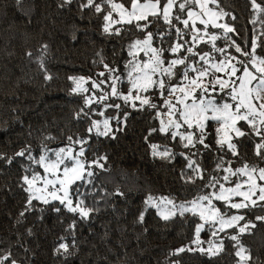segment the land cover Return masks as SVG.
I'll list each match as a JSON object with an SVG mask.
<instances>
[{"label": "trees", "instance_id": "16d2710c", "mask_svg": "<svg viewBox=\"0 0 264 264\" xmlns=\"http://www.w3.org/2000/svg\"><path fill=\"white\" fill-rule=\"evenodd\" d=\"M62 2L24 0L21 8L15 0H0V153L12 157L15 152L30 145L32 155L39 157L45 149L51 154L62 147H80L70 143L69 136L73 140H88L84 144L86 151L83 159L90 162L106 155L107 162L101 163H104L107 171L95 168L94 173L98 175L94 177V184L77 181L71 190L76 201L74 190L79 186L82 194L80 198L84 199L85 206L96 207L99 211L81 220L58 201L48 205L33 201L37 210L20 218L19 213L29 195L24 191L27 185L21 179L23 175H31L25 172V168L31 166L39 173L43 169L25 157H15L11 164L0 160V257L11 253V258L17 260V264H175L177 261L179 264H236L235 242L229 239L230 234L236 233L235 228L227 229L217 237L211 236L207 225L201 232V240L205 242L223 239L224 251L220 255L210 257L199 251L171 255L180 247H196L191 242L195 226L201 222L197 216L185 213L184 216L177 215L165 221L155 209L150 208L143 224L136 222L149 193L171 195L177 199V203L195 199L211 191H202L208 173H205L204 180L197 179L195 184L184 183L180 172L186 162L182 157L177 155L169 163L151 156L149 143L167 144L177 153L189 150L180 147L179 138L173 142L159 132L149 135L150 129L159 128V120L154 115L156 110L147 106L137 110L126 107L122 100L110 97L104 104L119 103L122 108L120 115L123 116L124 111L129 113L123 131L116 132L115 139L97 136L95 132L88 133L91 120L80 110L89 113L92 120L104 119L93 114V110H104L102 104L96 102L87 107L85 103L88 96H99L102 91L110 90V82L107 81L109 73L104 65L119 69L122 78H126L125 63L131 59L127 46L132 40L143 38L144 33L135 29L134 25L122 23L112 28L113 31L122 29L120 35H108L103 32V16L110 10L108 5H104L103 12L96 13L93 9H81L84 0H73L72 4L61 7ZM96 2L100 3L101 0ZM124 2L127 6V0ZM257 3L264 5V0H257ZM220 7L230 13L220 23H228L235 28V32L225 36L223 29L209 26V33L219 37L215 42L216 48L222 51L213 49L211 42H198L191 46L197 52H209L215 62H221L232 56L240 60L250 59L235 51L233 41L245 52H249L255 42L256 55L264 57V12L257 15L250 0H220ZM231 16L236 19L232 20ZM254 19L256 22L252 23ZM197 27L203 28L199 23ZM154 29L155 25L150 30ZM139 58L144 59L143 55ZM164 58L167 61L171 55L165 52ZM181 67H177L178 73ZM101 72L105 76H100ZM46 75H50L51 79H46ZM216 75L220 76L219 73ZM70 77H84L88 82L82 87L90 91L74 92L76 85ZM102 80L106 83L101 85L100 90L92 87V81L99 83ZM172 82L176 83L175 80ZM127 87L126 80L124 84L118 85V89L125 92ZM154 92L155 89H152L147 95H153ZM221 96L223 93L216 96L218 102ZM154 102L160 103L155 97ZM136 104L139 108V101ZM115 112V109L108 108L104 116ZM78 113L79 119L76 118ZM112 124L114 128L117 126L115 121ZM240 125H243L242 121ZM216 126V122L209 121L208 132L214 134ZM233 142L239 143L241 157L229 153L225 160L239 161L243 158L253 162L258 159L253 154V143L247 136ZM206 143L211 145L213 151L204 150L201 162L208 172H212L216 158L222 153L215 151L213 135L209 136ZM232 166L235 168L239 165L233 163ZM232 179L235 181L236 178ZM117 190L124 195H117ZM214 203L224 211L223 202ZM54 207H59L61 211L55 212ZM39 209H43V212ZM229 212L244 214L246 219L264 215V209L260 207L239 212L230 209ZM18 218L20 223H17ZM73 219L77 221L76 248L72 250L74 254H54L61 236L68 237L67 242L71 244V236L65 232V228ZM256 225L253 234L243 235L241 241L251 251L253 261L249 264H264V222L256 221ZM202 246L208 245L205 243ZM5 264L10 262L5 261Z\"/></svg>", "mask_w": 264, "mask_h": 264}, {"label": "snow or ice", "instance_id": "6c2138e0", "mask_svg": "<svg viewBox=\"0 0 264 264\" xmlns=\"http://www.w3.org/2000/svg\"><path fill=\"white\" fill-rule=\"evenodd\" d=\"M250 2L257 15L264 12V5L257 3V0ZM15 3L21 8L24 6V0H15ZM72 3L73 0H63L61 7ZM104 5L110 7L103 16L104 33L118 36L122 29L116 28L113 31V26L126 23L134 25L135 29L144 33V36L132 40L127 46L131 59L125 63L126 78H122L119 69L104 65L109 73L107 81L110 82V90L106 92L101 90L102 94L88 96L85 101L87 107H91L96 102L102 104L104 110L99 112L93 110V114L104 119L92 120L89 113L84 112V109L80 110L91 120L88 133L95 132L97 136L115 139V133L123 131L129 113L124 111L121 116L122 108L119 103L104 104V101L110 97L122 100L126 107L133 109L143 110L144 106L155 109L154 115L159 120V128L150 129L149 135L159 132L168 136L173 142L179 138L180 147L189 151L177 153L167 144L162 146L149 143L151 156L171 163L179 155L186 162L180 172L184 183L195 184L197 179L204 180L207 172L208 178L202 185V191L211 190L195 199L180 203H177V199L171 195L149 193L143 201L136 222L143 224L145 214L150 208L155 209L157 215L165 221L177 215L184 216L185 213L197 216L201 222L196 224L191 242L196 247H180L171 255H179L185 251H199L210 257L220 255L224 251L223 239L205 242L201 240V232L207 225L211 236L217 237L219 233L235 228L236 233L230 234L229 239L235 242L233 247L236 249L234 252L237 258L236 264H249L253 261V257L250 249L241 241V237L245 234L252 235V230L257 226L256 221L264 222V215H255L254 219H246L244 214H230L229 210L235 209L239 212L256 207L264 209V203H261L264 202V57L256 55L255 42L251 50L245 52L233 41L235 51L250 59L240 60L232 56L221 62H215L209 52H197L191 46L198 42H211V47L219 52L222 50L217 49L215 43L219 37L209 33V26L223 29L225 36L227 33L235 32L233 26L219 22L230 15L220 7V0H127V6L124 0L120 2L101 0L100 3L96 0H84L80 7L82 10L88 8L101 13L104 11ZM113 13L117 14L118 19L113 18ZM231 19L235 20L236 17L231 16ZM255 22L254 19L252 23ZM197 23L203 28H198ZM153 25L155 29L150 30ZM165 52L171 55L167 61L164 58ZM181 52L184 55H180ZM141 53L144 59L139 58ZM179 66L182 67L178 73L176 69ZM41 67H43L42 61ZM216 73H223L224 76H218ZM99 75L103 77L105 73L101 72ZM46 79L50 80L51 76L46 75ZM70 79L76 85L74 92L90 91L89 88L82 87L88 82L84 77H70ZM125 80L128 85L126 92L118 89V85L124 84ZM174 80L176 83L172 82ZM105 83L104 80L99 83L92 81V87L100 90L101 85ZM152 89H155L153 95H147ZM225 89L228 91L225 92ZM220 93H223V96L218 102L216 96ZM154 97L160 101L159 104L154 102ZM136 101H139V108ZM108 108H113L116 112L105 117L104 112ZM76 118H80L79 113ZM113 121L117 125L115 128ZM209 121L216 122L214 134L207 130ZM241 121L243 125H240ZM210 135L214 137L215 151L222 153L216 158L212 172H223L224 175H213L202 165L204 150L213 151L211 145L206 143ZM245 136L252 141L253 154L258 159L253 162L243 158L239 161L225 160L229 153L231 156L241 157L240 145L233 141H239V138ZM68 141L80 145L75 155H73L75 149L62 147L51 154L45 149L43 155L34 157L30 145L21 148L12 157L0 153V160H6L8 164H11L15 157H25L43 169L44 175H41L31 166L25 168V172L31 175H23L21 178L23 184L27 185L24 191L29 195L19 213L20 218L37 210L33 201L44 205L58 201L68 212L77 214L81 220L88 219L94 212L99 211L96 207L85 206L84 199L80 198L82 194L79 186L74 190L77 197L74 203L70 187L77 181L94 184V177L98 173H94L92 169L95 167L107 171L104 163H101V161L107 162V156H98L90 162L81 159L85 155L84 144L88 143V140L80 138L73 140L69 136ZM145 142H148L147 136ZM198 145L200 147H197ZM193 149L195 151H192ZM233 163H238L239 166L234 168ZM232 178H236L235 181ZM226 184L231 186L226 187ZM116 194L124 195L119 190ZM237 197L240 199L236 200ZM214 201L223 202V212ZM53 210L57 213L61 211L59 207H54ZM39 211L43 212V209ZM20 222L18 218L17 223ZM76 227L75 219L68 223L65 232L71 236V244L67 242L68 237L61 236L59 238L61 242L54 249V254L64 256L74 254L72 250L76 248ZM28 231L31 234V229ZM205 243L207 247L202 246ZM5 261L17 264V260L11 258V253L0 257V264H5Z\"/></svg>", "mask_w": 264, "mask_h": 264}, {"label": "rangeland", "instance_id": "374dc122", "mask_svg": "<svg viewBox=\"0 0 264 264\" xmlns=\"http://www.w3.org/2000/svg\"><path fill=\"white\" fill-rule=\"evenodd\" d=\"M113 18L114 19H118V16H117V14L115 13V15H113ZM220 22V21H219ZM198 24V23H197ZM140 55H143V53H141ZM220 74V76H224V74L223 73H219ZM198 94V93H197ZM138 102V101H137ZM69 148H73V149H75V151L73 152V155H75L76 154V152H78L79 151V148L80 147H76V146H71V147H69ZM81 159H83V157H81ZM93 170V172L95 171V167L92 169ZM41 175H44V173H43V171L40 173ZM72 186V185H71ZM70 194L72 195V190H71V187H70ZM238 198V197H237ZM240 198H238V199H236V200H239ZM74 203H75V201H74Z\"/></svg>", "mask_w": 264, "mask_h": 264}]
</instances>
